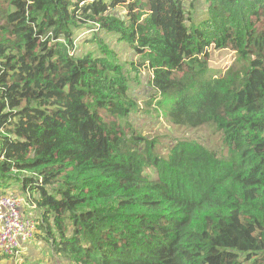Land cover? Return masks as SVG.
<instances>
[{
  "label": "trees",
  "instance_id": "1",
  "mask_svg": "<svg viewBox=\"0 0 264 264\" xmlns=\"http://www.w3.org/2000/svg\"><path fill=\"white\" fill-rule=\"evenodd\" d=\"M197 1L0 0V195L28 194L48 264H264V0ZM211 48L239 65L217 74ZM142 67L173 126L225 154L157 153L133 121Z\"/></svg>",
  "mask_w": 264,
  "mask_h": 264
},
{
  "label": "rangeland",
  "instance_id": "2",
  "mask_svg": "<svg viewBox=\"0 0 264 264\" xmlns=\"http://www.w3.org/2000/svg\"><path fill=\"white\" fill-rule=\"evenodd\" d=\"M201 0L196 2V5L201 7ZM202 19L208 17V13H201ZM201 19V20H202ZM90 35V34H88ZM107 43L112 49L116 51L117 58L123 62L129 71H132V66L130 62L139 63V58L133 54L129 47L124 43L120 42L118 38L113 33L104 34ZM80 37L77 40L79 43ZM210 67L217 74L226 71L229 67L239 65L240 61L237 55L229 50H216L211 48L210 51ZM141 74L136 82L132 85L131 94L133 98L139 103L144 112H140L136 115V119H133L135 125L141 128L145 133L153 138L159 140L157 153L161 157H167L170 152V148L173 142L177 140L192 139L197 140L200 143L206 145L209 149L216 151L217 153L225 154L226 149L222 141V135L213 129L202 128L199 130H186L180 129L173 126L171 123L166 108L161 107L157 101L160 100V95L157 99H153V92L148 87V75L150 70L148 68H140ZM135 75V74H134ZM2 190V189H1ZM27 210H32V207L28 206ZM39 244H35V247L28 254L31 259H37L43 261L42 264H48L49 255L43 250L37 253L36 250ZM25 254H23V249L16 257L15 263L21 264L24 259Z\"/></svg>",
  "mask_w": 264,
  "mask_h": 264
},
{
  "label": "built area",
  "instance_id": "3",
  "mask_svg": "<svg viewBox=\"0 0 264 264\" xmlns=\"http://www.w3.org/2000/svg\"><path fill=\"white\" fill-rule=\"evenodd\" d=\"M27 195H0V253L14 259L35 233V222L23 213L29 205Z\"/></svg>",
  "mask_w": 264,
  "mask_h": 264
},
{
  "label": "crops",
  "instance_id": "4",
  "mask_svg": "<svg viewBox=\"0 0 264 264\" xmlns=\"http://www.w3.org/2000/svg\"><path fill=\"white\" fill-rule=\"evenodd\" d=\"M189 1H190V0H189ZM201 1H203V3L205 4V0H201ZM8 194H9V195H23L24 193H21V192H20V188H19L18 186H13V187H11V188L8 190ZM28 206H30V207H32V208H35V207L31 206V203L29 202V205H27V206H25V207L23 208V212L27 209ZM26 212H27V214H29V215H30V214L32 215V213H33L32 210H27ZM26 216H28V215H26ZM34 242L40 244V246H39V247L37 248V250H36L37 253H40L42 250L45 251V252H46V250L48 251V249L46 248V246L44 245V243L41 242L40 240H34ZM33 248H34L33 243L25 244L24 247H23V254H25L26 256H29L28 254L31 252V250H32ZM31 253H32V252H31ZM54 261H55L54 264H59V262L57 261V259L54 258ZM48 262L50 263V260H49Z\"/></svg>",
  "mask_w": 264,
  "mask_h": 264
}]
</instances>
